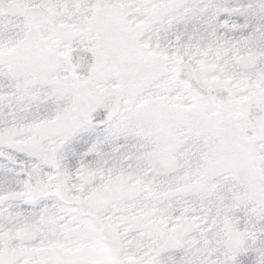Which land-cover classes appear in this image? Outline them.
Returning <instances> with one entry per match:
<instances>
[{"label":"snow or ice","instance_id":"snow-or-ice-1","mask_svg":"<svg viewBox=\"0 0 264 264\" xmlns=\"http://www.w3.org/2000/svg\"><path fill=\"white\" fill-rule=\"evenodd\" d=\"M0 264H264V0H0Z\"/></svg>","mask_w":264,"mask_h":264}]
</instances>
